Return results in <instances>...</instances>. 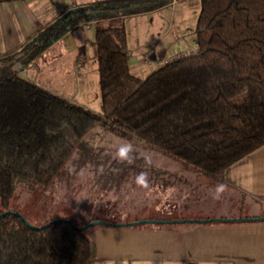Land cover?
Instances as JSON below:
<instances>
[{
    "label": "trees",
    "instance_id": "obj_1",
    "mask_svg": "<svg viewBox=\"0 0 264 264\" xmlns=\"http://www.w3.org/2000/svg\"><path fill=\"white\" fill-rule=\"evenodd\" d=\"M171 2L95 1L42 25L22 46L0 54V212H7L0 217V264L96 259L91 238L78 228L84 222L55 216L45 226H32L10 212V201L19 184H51L97 125L126 129L213 178H222L227 166L264 144V0H198L196 50L145 75L134 74L124 18ZM83 22L95 26L99 110L22 72Z\"/></svg>",
    "mask_w": 264,
    "mask_h": 264
},
{
    "label": "rangeland",
    "instance_id": "obj_2",
    "mask_svg": "<svg viewBox=\"0 0 264 264\" xmlns=\"http://www.w3.org/2000/svg\"><path fill=\"white\" fill-rule=\"evenodd\" d=\"M56 45L55 49L61 53L64 45L61 42ZM52 57L48 53L44 59ZM22 72L30 76L24 69ZM97 73L94 79V73L89 72L85 83L78 78L79 91L73 90L76 86L74 79L69 73L63 74L60 68L57 71L39 65L33 78L58 93L99 110ZM126 140H133L136 144L133 167L124 166L114 158L115 148ZM146 158L151 160L150 166L145 164ZM142 171L148 173L147 188L135 182V177ZM219 180L199 174L195 169L152 149L126 129L102 124L84 136L63 172L51 184L35 188L19 184L11 197L10 212L22 215L32 226H41L55 216L72 219L77 224L84 222L83 225L91 218L92 221L97 220L84 229L93 242L96 256L88 264H234L232 261L238 259L237 256L226 258L213 250L221 245L215 236L204 237V251L199 253L202 259L190 262L181 259L174 249L182 238L175 228L168 230L164 225L154 223L131 224L138 220H152L153 217L154 220H164L167 215L172 216L167 219L174 220L172 223L192 220L187 217L190 214L202 216L195 217L197 221L206 220L210 218L205 216L229 207L233 213L241 204L240 197L231 205L235 196L223 195L217 201L210 195L211 183ZM179 214L183 217H178ZM119 243L138 248L135 253L109 250L110 254L106 253V244ZM245 260L250 264H263L264 252Z\"/></svg>",
    "mask_w": 264,
    "mask_h": 264
},
{
    "label": "crops",
    "instance_id": "obj_3",
    "mask_svg": "<svg viewBox=\"0 0 264 264\" xmlns=\"http://www.w3.org/2000/svg\"><path fill=\"white\" fill-rule=\"evenodd\" d=\"M95 1L99 0L0 1V54L22 46L42 25L59 17H66L71 9ZM198 11V0H172L164 7L125 17L123 23L127 34L130 70L134 74L145 75L149 71L145 67L144 58L150 57L156 61L167 59L174 52H194L196 46L193 28ZM94 32V22H83L80 28L68 30L54 40L34 62L23 69L30 78L36 80L33 74L39 65L49 66L57 71L60 68L63 74L69 73L68 75L74 79L76 86L73 90L79 91L78 78L84 82L90 72L94 73L95 79L97 61L93 43ZM59 42L64 45L61 53L59 49H55ZM48 53L53 57L45 60L44 56ZM82 104L88 106L84 102ZM218 183L227 184L225 196L229 198L235 196L231 205L240 197L241 204L233 213L229 207L220 209L214 215L205 216L211 219L209 221H197L195 217L202 216L190 214L187 217H191L192 220L172 223L165 221L172 217L167 215L164 216V222L153 223L164 225L168 230L171 227L177 230V235L182 238L177 241L174 249L185 261L201 260L199 253L204 251V237L215 236L221 241V245L213 249L218 256L226 258L237 256L238 259L232 261L234 264H250L246 262V257L264 252V144L227 166L222 178L216 183H211L210 191ZM178 217L183 215L179 214ZM136 248L132 244H106V253L110 254L109 251L135 253Z\"/></svg>",
    "mask_w": 264,
    "mask_h": 264
},
{
    "label": "clouds",
    "instance_id": "obj_4",
    "mask_svg": "<svg viewBox=\"0 0 264 264\" xmlns=\"http://www.w3.org/2000/svg\"><path fill=\"white\" fill-rule=\"evenodd\" d=\"M136 144L133 140H126L121 142L116 148L114 152V158L122 164L131 165L135 163L136 159ZM146 165H151L150 159H145ZM135 182L137 185L147 188L149 185L148 173L146 171H142L135 177ZM228 190V186L225 183H218L214 189L210 191V195L213 199H220Z\"/></svg>",
    "mask_w": 264,
    "mask_h": 264
},
{
    "label": "built area",
    "instance_id": "obj_5",
    "mask_svg": "<svg viewBox=\"0 0 264 264\" xmlns=\"http://www.w3.org/2000/svg\"><path fill=\"white\" fill-rule=\"evenodd\" d=\"M184 54H187L185 52H174L172 53L167 59H164V60H152L150 57H147V58H144V64H145V67L146 69L151 72L153 71L154 69L164 65V63L168 60H171V59H174V58H177L179 56H182Z\"/></svg>",
    "mask_w": 264,
    "mask_h": 264
},
{
    "label": "water",
    "instance_id": "obj_6",
    "mask_svg": "<svg viewBox=\"0 0 264 264\" xmlns=\"http://www.w3.org/2000/svg\"><path fill=\"white\" fill-rule=\"evenodd\" d=\"M24 74V73H23ZM7 212H2V213H0V217L1 216H4L5 214H6ZM17 214V213H16ZM19 216H22V215H20V214H18ZM23 217V216H22ZM216 219V218H215ZM232 218H223V220H231ZM25 220V219H24ZM209 220H211V219H200V220H198V221H201V222H204V221H209ZM149 221H153V222H155V223H160V222H163L164 220H162V219H159V220H154V219H152V220H138V221H135V222H132L131 224H138V223H142V222H149ZM165 221H167V222H173L174 220H165ZM27 222V221H26ZM51 221H49V223H50ZM98 221L97 220H95V221H90V222H88L87 224H84V225H81L80 227H78V228H80V229H85L88 225H90V224H92V223H97ZM28 223V222H27ZM46 224H48V223H45L44 224V226L46 225ZM111 224V223H110ZM118 224H124V223H118ZM75 225V224H74ZM40 227V226H39Z\"/></svg>",
    "mask_w": 264,
    "mask_h": 264
}]
</instances>
